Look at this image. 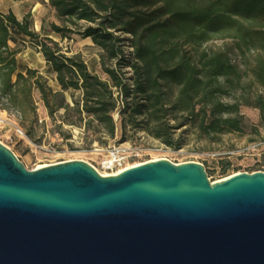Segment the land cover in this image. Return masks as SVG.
Masks as SVG:
<instances>
[{"label":"trees","instance_id":"1","mask_svg":"<svg viewBox=\"0 0 264 264\" xmlns=\"http://www.w3.org/2000/svg\"><path fill=\"white\" fill-rule=\"evenodd\" d=\"M49 4L63 22H53L50 32L67 38L75 31L71 25L88 24L80 33L100 47L109 80L92 72L80 55L63 53L49 34L36 31L31 13L19 19L13 11L0 12V97L22 114L36 111L33 91L39 89L50 116L61 109L75 110L78 121L68 124L84 123L98 130L105 126L114 137L118 111L125 125L176 148L182 145L176 132L188 124L210 141L241 132L246 125L242 105L259 108L264 124V93L252 96L246 91L244 76L250 74L241 71L232 56L234 50L240 56L264 50V0H49ZM217 36L233 38L232 45L204 47ZM16 37L39 39L40 52L61 90H52L36 68L20 70V50L10 46ZM127 46L132 48L129 53ZM126 67L132 71L129 77ZM250 73L264 89V55L257 57ZM69 90L82 92L72 106L65 96ZM237 94L240 100H225Z\"/></svg>","mask_w":264,"mask_h":264},{"label":"water","instance_id":"2","mask_svg":"<svg viewBox=\"0 0 264 264\" xmlns=\"http://www.w3.org/2000/svg\"><path fill=\"white\" fill-rule=\"evenodd\" d=\"M0 264H264V171L149 160L28 169L0 141Z\"/></svg>","mask_w":264,"mask_h":264},{"label":"rangeland","instance_id":"3","mask_svg":"<svg viewBox=\"0 0 264 264\" xmlns=\"http://www.w3.org/2000/svg\"><path fill=\"white\" fill-rule=\"evenodd\" d=\"M22 1L0 0V10L8 12L13 9L19 16L31 13L33 28L36 31L42 36L49 34L59 42L63 53L67 56L80 55L92 72L104 80H109V75L102 68L100 47L91 37H83L80 33L82 25H88L87 23L82 22L78 27L71 25L75 31L70 32L67 38H62L60 34L50 32L53 22L63 24L50 4L38 0L40 3L34 9L31 1ZM255 25L260 26V23L257 21ZM123 36L129 37L125 34ZM38 40L16 37V40L10 42V46L20 50L17 56L20 70L25 71L27 67L38 69L51 89L59 91L61 86L40 52ZM233 40L229 36H217L204 47L218 49L231 46ZM126 48L128 53L131 52V47ZM261 55H264L262 49L253 50L246 56H240L236 50L232 53L233 59L240 64V70L250 74L244 76V88L252 96L264 93L263 87L250 73L257 57ZM110 63L114 64L115 61ZM124 71L127 77L132 75L130 67L124 68ZM114 91L117 95L116 88ZM65 96L72 106L74 99L82 97V92L69 90L65 92ZM239 98L240 95L237 94L225 97V100L234 102L240 100ZM33 100L36 111L29 110L24 115L0 97V141L10 147L28 169L67 160H84L101 173H115L116 171L103 166V160L108 155L110 146L125 143L141 149L140 156L129 161L131 165L160 158L176 163L195 161L205 165L212 181L238 172L264 171V124L261 122L260 110L256 107L242 105L241 113L246 120L244 129L241 132L224 133L217 141L202 139L201 133L193 124L183 126L176 132L178 142L182 143L180 148H176L151 136L143 129L125 125L118 111L114 113L116 130L112 137L105 126L98 130L88 128L84 123L79 126L68 124L67 122L73 120L78 121L75 110L66 112L61 109L54 116H50L39 89L33 91Z\"/></svg>","mask_w":264,"mask_h":264},{"label":"built area","instance_id":"4","mask_svg":"<svg viewBox=\"0 0 264 264\" xmlns=\"http://www.w3.org/2000/svg\"><path fill=\"white\" fill-rule=\"evenodd\" d=\"M140 154L141 149L139 147H133L131 144L125 143L114 144L108 149V155L103 160V166L108 170L119 172L122 169L136 165L129 164V161L140 156Z\"/></svg>","mask_w":264,"mask_h":264},{"label":"crops","instance_id":"5","mask_svg":"<svg viewBox=\"0 0 264 264\" xmlns=\"http://www.w3.org/2000/svg\"><path fill=\"white\" fill-rule=\"evenodd\" d=\"M28 1V0H27ZM29 1H31V5L33 6V8L35 9L36 7H37V5L40 3L38 0H29ZM45 1V3L46 4H49V0H44ZM23 3H24V0L22 1ZM10 11H13V9L12 10H10ZM0 12H2V13H8V12H4V11H2V10H0ZM15 14H16V16L19 18V19H22L26 14H23V15H20L19 16V14L18 13H16L15 11H13Z\"/></svg>","mask_w":264,"mask_h":264},{"label":"bare ground","instance_id":"6","mask_svg":"<svg viewBox=\"0 0 264 264\" xmlns=\"http://www.w3.org/2000/svg\"><path fill=\"white\" fill-rule=\"evenodd\" d=\"M154 160H156V159H154ZM138 164H141V163H137L136 165H138ZM42 166H44V165H39L38 166V168L39 167H42ZM124 169H122V170H120L119 172H116V173H102L103 175H111V174H118V173H120L121 171H123ZM215 181H217V180H215Z\"/></svg>","mask_w":264,"mask_h":264}]
</instances>
